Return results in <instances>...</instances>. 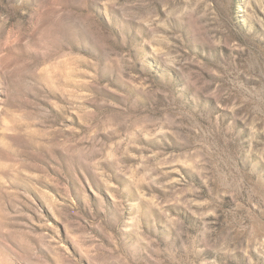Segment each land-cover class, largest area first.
<instances>
[{
	"label": "rangeland",
	"instance_id": "374dc122",
	"mask_svg": "<svg viewBox=\"0 0 264 264\" xmlns=\"http://www.w3.org/2000/svg\"><path fill=\"white\" fill-rule=\"evenodd\" d=\"M0 264H264V0H0Z\"/></svg>",
	"mask_w": 264,
	"mask_h": 264
}]
</instances>
